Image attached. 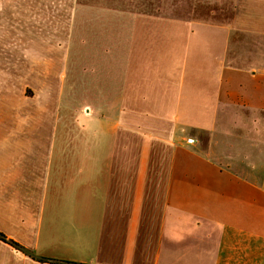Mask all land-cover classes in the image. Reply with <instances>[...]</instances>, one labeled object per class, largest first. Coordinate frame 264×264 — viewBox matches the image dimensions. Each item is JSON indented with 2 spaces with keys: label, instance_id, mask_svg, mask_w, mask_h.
Listing matches in <instances>:
<instances>
[{
  "label": "crops",
  "instance_id": "crops-1",
  "mask_svg": "<svg viewBox=\"0 0 264 264\" xmlns=\"http://www.w3.org/2000/svg\"><path fill=\"white\" fill-rule=\"evenodd\" d=\"M244 7L243 36L181 45L176 98L137 101L121 66L114 90L86 75L115 98L90 99L82 133L0 117V232L37 258L0 241V264H264V0Z\"/></svg>",
  "mask_w": 264,
  "mask_h": 264
},
{
  "label": "rangeland",
  "instance_id": "rangeland-1",
  "mask_svg": "<svg viewBox=\"0 0 264 264\" xmlns=\"http://www.w3.org/2000/svg\"><path fill=\"white\" fill-rule=\"evenodd\" d=\"M252 2L1 0L0 117H40L59 112L58 116L69 121L74 133H82L83 118L87 115L85 105L90 104V99L92 103L98 102L100 94L106 104L115 98V94L85 92L91 81L86 75L89 76L90 70L98 76L101 72L104 86L114 90L115 72L121 66L128 71V89L139 93L137 101H145L143 96L155 101L157 93L162 91L176 98L182 69L181 45L189 44L192 36L203 40H219L228 32L243 36L244 24L259 17L258 13L244 11V5ZM82 5H100L106 9L101 14L89 9L85 14ZM135 9L139 13L136 17L119 14ZM78 12L82 15L78 18L80 23L76 22L73 28ZM99 36L108 44L106 53L99 46L83 45L84 39ZM135 42L139 43L132 54L131 44ZM212 48L218 54L217 48ZM54 53L68 60L55 62L54 84L60 92L50 93L46 89L52 87L48 75ZM124 53H130L127 65L120 60ZM48 100L55 102L54 109L43 108ZM162 117L169 119L171 114L165 111Z\"/></svg>",
  "mask_w": 264,
  "mask_h": 264
},
{
  "label": "trees",
  "instance_id": "trees-1",
  "mask_svg": "<svg viewBox=\"0 0 264 264\" xmlns=\"http://www.w3.org/2000/svg\"><path fill=\"white\" fill-rule=\"evenodd\" d=\"M82 8H83V13H85V14H87L88 13V11L87 10H91V12L92 11H94V14L95 13H102V12H104L105 11V9L106 8H104V6H100V5H95V6H92V5H86V6H83L82 5ZM120 13H124L125 15H127V16H132V17H136V16H138L139 15V13H138V10L137 9H135V10H129L128 12H119V14ZM82 15L80 14V12H78V16H77V20L75 21V23L76 22H78V23H80V21L78 20V18L79 17H81ZM86 20V19H85ZM85 20H83V22L85 21ZM85 27L86 28H88L89 26H88V23H87V21H85ZM77 27V26H76ZM0 241H2V242H4V243H6V244H9V245H11V246H13L14 248H16L17 250H20V251H22V252H24V253H26L27 255H30V256H32L34 259H37L31 252H29L26 248H24L22 245H20V244H18L17 242H15V241H13L12 239H10V238H8L5 234H3L2 232H0ZM38 260H40V261H49V260H47V259H43V258H39ZM60 263H64V264H71V263H68V262H60Z\"/></svg>",
  "mask_w": 264,
  "mask_h": 264
},
{
  "label": "built area",
  "instance_id": "built-area-1",
  "mask_svg": "<svg viewBox=\"0 0 264 264\" xmlns=\"http://www.w3.org/2000/svg\"><path fill=\"white\" fill-rule=\"evenodd\" d=\"M188 143H191V144L194 143V139L189 138V139H188Z\"/></svg>",
  "mask_w": 264,
  "mask_h": 264
}]
</instances>
